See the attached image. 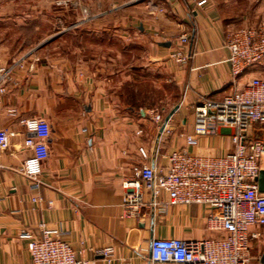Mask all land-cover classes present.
I'll return each mask as SVG.
<instances>
[{"label": "crops", "instance_id": "1", "mask_svg": "<svg viewBox=\"0 0 264 264\" xmlns=\"http://www.w3.org/2000/svg\"><path fill=\"white\" fill-rule=\"evenodd\" d=\"M39 1L0 0V56L7 66L24 58L0 95V130L9 138L8 149L0 150V264H32L29 241L20 235L39 238L43 226L58 230L79 259L95 264H160L150 256L154 238L221 237L207 229L205 207L169 205L166 195L164 211L126 217L122 183L136 165L166 166L174 151H233L231 130L195 135V106L233 91L226 36L264 21V0H208L203 7L199 0ZM59 28L69 31L68 51L56 50L65 40L53 37ZM51 43L57 52L46 46ZM178 52L189 56L186 64L176 61ZM257 74H264V60L241 83ZM143 77L179 93L167 114L126 102L127 85L136 92ZM30 118L48 128L37 190L22 172L35 154L26 144L34 135L20 124ZM252 232L260 237L251 243L249 264H261L264 227ZM106 249L113 250L110 263L100 254Z\"/></svg>", "mask_w": 264, "mask_h": 264}, {"label": "built area", "instance_id": "2", "mask_svg": "<svg viewBox=\"0 0 264 264\" xmlns=\"http://www.w3.org/2000/svg\"><path fill=\"white\" fill-rule=\"evenodd\" d=\"M208 3V0H199L197 6ZM181 39L187 41V37ZM225 46L230 52L233 91L221 100L204 98L195 106V135L216 134L219 127L231 130L233 151L222 156L193 155L185 149L174 151L168 156L166 166L136 165L122 183L126 217L142 219L151 208L164 211L166 205L161 197L166 195L169 205L205 207L207 229L222 234L219 238L201 240L154 238L150 256L155 263L249 264L251 243L260 237L252 229L264 227V192L259 191L258 182L264 171V74L241 83V78L264 60V21L253 28L230 32ZM174 58L181 64L189 60L182 52ZM23 65L24 58L7 66L0 56V95L6 93L13 69ZM154 120L161 123L163 117L157 114ZM20 124L34 135L26 144L35 154L24 161L22 172L31 188L37 190L43 185L42 161L47 156L48 128L36 118L23 119ZM188 141L195 143L196 139L189 137ZM8 147V134L0 130V150ZM139 153L143 160L148 159L144 148ZM20 238L29 241L32 264H95L79 259L71 244L59 238L58 230L43 226L39 238L26 231ZM100 254L112 262V249Z\"/></svg>", "mask_w": 264, "mask_h": 264}, {"label": "rangeland", "instance_id": "3", "mask_svg": "<svg viewBox=\"0 0 264 264\" xmlns=\"http://www.w3.org/2000/svg\"><path fill=\"white\" fill-rule=\"evenodd\" d=\"M30 1H32L34 3L40 2L39 0H30ZM47 2L48 1L46 0V3ZM48 19H50V21L52 23L55 22L54 21V12L52 9L48 12ZM57 34H54L53 37L59 36L58 39L64 38L65 40L63 41L62 45H60V47H58L56 50L57 51H61V50L62 51H68L69 50V41H70L68 29L67 28H63V29L59 28L57 30ZM46 46L50 47V46H52V43L48 44ZM36 49L37 48H35V50ZM50 50L52 52H57V51L53 50V47H50ZM255 68L261 69V64L256 66ZM254 70L247 72L243 77L250 75ZM133 88H134V86H132L131 84H128L126 87L127 97L129 98V99H126L127 103L135 102L137 110L139 108H141V105H148V106L150 105L149 109H153L155 111L158 110L160 112L163 111L162 112L163 115L168 113L170 107H172V104L175 102L176 97L179 94L176 90L170 88L169 86H165L159 82L155 85L153 82H151L149 80H145L144 77L142 78V80H140L138 83H136V85H135L136 92L133 91ZM166 92H167L168 98L170 100V102H168V103L164 102L165 98H166L165 97ZM133 95H135V97H137V98L136 99L131 98ZM172 99H173V102H171ZM161 101H163V102L161 103ZM151 105H154V106H151ZM153 114H154V117L157 114L161 115L160 113H155V112Z\"/></svg>", "mask_w": 264, "mask_h": 264}, {"label": "water", "instance_id": "4", "mask_svg": "<svg viewBox=\"0 0 264 264\" xmlns=\"http://www.w3.org/2000/svg\"><path fill=\"white\" fill-rule=\"evenodd\" d=\"M169 120V117L166 119V121ZM258 137V135H257ZM258 182H259V191L261 193L264 192V171H261L260 175H259V178H258ZM261 264H264V254L261 258Z\"/></svg>", "mask_w": 264, "mask_h": 264}]
</instances>
